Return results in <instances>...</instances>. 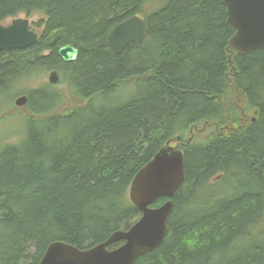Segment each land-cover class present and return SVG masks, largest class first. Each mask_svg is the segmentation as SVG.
Listing matches in <instances>:
<instances>
[{
	"label": "trees",
	"instance_id": "obj_1",
	"mask_svg": "<svg viewBox=\"0 0 264 264\" xmlns=\"http://www.w3.org/2000/svg\"><path fill=\"white\" fill-rule=\"evenodd\" d=\"M144 3L0 0V23L37 15L39 32L0 50V104L16 90L32 114L0 147V264H38L53 241L86 249L127 229L140 215L129 185L166 145L183 151L184 179L166 236L134 264H264V48L229 49L219 0H165L143 17L142 44L113 52L109 32ZM65 44L75 60L58 55ZM51 70L62 88L30 85Z\"/></svg>",
	"mask_w": 264,
	"mask_h": 264
},
{
	"label": "water",
	"instance_id": "obj_2",
	"mask_svg": "<svg viewBox=\"0 0 264 264\" xmlns=\"http://www.w3.org/2000/svg\"><path fill=\"white\" fill-rule=\"evenodd\" d=\"M226 7L228 23L235 32L228 41L229 49L237 55L264 48V0H219ZM39 32L31 28L28 17L17 16L9 23H0V50H23L38 40ZM145 38V20L139 15L116 24L107 36L109 48L119 53L131 43L142 44ZM78 50L71 44L58 49L64 61L76 59ZM47 80L56 84V70L48 73ZM27 95L14 100L17 107L24 106ZM178 140V138L176 139ZM184 179L183 151L173 146L162 147L134 175L128 189L131 203L140 213L127 229L112 233L105 241L86 249H79L63 241L51 242L38 264H134L145 252L160 246L168 230L173 210V196ZM165 201L151 204L158 198ZM121 242L118 246L110 245Z\"/></svg>",
	"mask_w": 264,
	"mask_h": 264
},
{
	"label": "rangeland",
	"instance_id": "obj_3",
	"mask_svg": "<svg viewBox=\"0 0 264 264\" xmlns=\"http://www.w3.org/2000/svg\"><path fill=\"white\" fill-rule=\"evenodd\" d=\"M164 2L165 0H145L143 12L140 14V16L145 17L151 11L160 8L164 4ZM19 16L24 17L23 14ZM28 19L30 22L36 21L37 15L30 16L28 17ZM10 20L11 19H6L2 23L7 24L10 22ZM33 28L35 29V26ZM48 73L49 72L41 74V77L39 78L32 77L30 85L35 87L40 81H48ZM132 85L133 83H131L130 81L129 83H123V85L118 89L117 92V97L119 100H122L128 96ZM54 86L56 88L63 87L62 84H54ZM15 92L16 90L11 91L6 95V97L8 98L7 101H9L7 103L3 102V104L5 103L3 107L2 104H0V147L8 143H16L18 140H20L24 135L27 119L32 116V114L25 108V106L17 107L14 105V100L21 94L20 92ZM233 95H235L234 100L237 102L236 105H238L240 109L243 107L245 109L243 120L246 121L250 119L252 116V110H250L248 106H245V99H243V97L239 93L236 94L234 92ZM68 103L69 105H72V103H70V100H68Z\"/></svg>",
	"mask_w": 264,
	"mask_h": 264
}]
</instances>
